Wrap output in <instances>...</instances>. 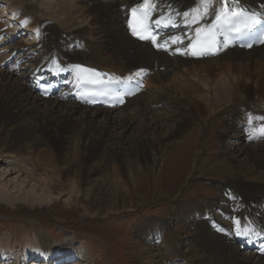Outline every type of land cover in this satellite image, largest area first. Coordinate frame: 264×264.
Wrapping results in <instances>:
<instances>
[{
	"label": "bare ground",
	"instance_id": "1",
	"mask_svg": "<svg viewBox=\"0 0 264 264\" xmlns=\"http://www.w3.org/2000/svg\"><path fill=\"white\" fill-rule=\"evenodd\" d=\"M136 1L1 0L9 5V19L18 28L37 31L35 40L20 42L15 30L0 22V39H8L0 42L1 202L35 208L53 205L56 193L65 203L76 197L116 198L135 186L144 168H161L186 128L202 118L218 124L223 154L238 167L249 171L264 154V134L259 132L264 128V45L193 60L188 44L197 29L212 24L219 0H213L215 11L196 24L186 22L183 14L191 15L201 0H156L160 19L170 20L165 27L169 35L176 28L184 34L181 43L157 53L127 33L124 15ZM242 1L254 8L264 2ZM75 64L124 77L132 73L145 81L146 89L123 108L85 107L74 98L73 77H64ZM61 66L58 85L54 71ZM40 79L56 85V98L38 95L34 86ZM253 99L258 104H247ZM250 133H255L253 138ZM33 137L40 140L37 145ZM254 174L259 177L256 169ZM251 184L223 188L217 205L204 200L180 205L171 222L196 231L187 236L192 239L187 250L182 251L172 227L171 234L166 233L165 220L146 221L137 232L147 240L142 264H189L190 254L212 264H264L254 247L264 236V184ZM14 236L23 264L35 258L33 264H73L85 256L76 251L70 233L63 242L38 234L34 244L21 229ZM154 239L152 247L149 241ZM11 243L8 232L0 234L1 260L12 257Z\"/></svg>",
	"mask_w": 264,
	"mask_h": 264
},
{
	"label": "rangeland",
	"instance_id": "2",
	"mask_svg": "<svg viewBox=\"0 0 264 264\" xmlns=\"http://www.w3.org/2000/svg\"><path fill=\"white\" fill-rule=\"evenodd\" d=\"M57 1L38 0V3L55 4ZM29 2L35 3L36 0ZM0 8L2 11L8 10L5 4ZM7 13L8 11L0 19L2 22H9ZM12 24L15 28L16 25L13 22ZM11 30L18 31L16 28L12 29V26ZM29 34H32L31 38L35 37V33ZM21 38L30 42L25 34ZM148 93L147 91L146 94ZM257 93L254 94V99L258 96ZM179 95L182 96V92ZM261 99L263 100L260 103H264V94ZM258 102L254 100L247 104ZM201 120H193L186 128L171 153L165 156L161 168H144L137 175L135 186L129 185V190L115 196L116 198L106 200L101 195L97 198L76 197L72 203H65L64 196L59 197L56 193L53 194V205L43 204L35 208L26 204L13 207L0 201V234H10V250L14 251L7 261L1 260L0 256V262L19 264L16 261L19 246L14 233L21 229L32 244L38 234L61 242L69 233L72 234L71 237L76 240L77 251L85 252V259L78 261L80 264H142L143 260L140 258L144 254L142 249L147 240L143 242L137 232L145 221L151 219L165 220L166 233L171 234L172 227V231L174 230V234L182 242V251L187 250L188 242L192 240L187 236H192L196 231L188 229L185 223L171 222L180 205L199 200L217 205L222 199L223 188L227 186L239 182L264 184V154L251 170L248 171L247 166L238 167L230 161L229 156L223 154L222 133L218 124L210 122L208 118ZM31 141L36 145L40 142L35 137ZM255 169L258 178L254 174ZM110 212L115 213L108 214ZM155 242L156 239L149 241L150 246L153 247ZM189 256V264H212L205 261L200 254Z\"/></svg>",
	"mask_w": 264,
	"mask_h": 264
},
{
	"label": "snow or ice",
	"instance_id": "3",
	"mask_svg": "<svg viewBox=\"0 0 264 264\" xmlns=\"http://www.w3.org/2000/svg\"><path fill=\"white\" fill-rule=\"evenodd\" d=\"M220 2L221 8L218 12H216L215 15L216 25H214L211 29L205 30L201 28L197 29L196 31L194 39H196L198 42L203 41V44L205 45V47L201 49L199 53L200 55L216 54L221 50V46L215 38L216 27H219L220 25H228L230 31L239 35H244L246 33L252 32L253 29L262 23V17L259 13H249L244 9L237 11L235 8L230 7L228 0H220ZM155 7L156 4L153 2V0H142V3L139 5V7L134 8L131 11L132 17L135 18V23L130 21L129 28L132 32V35L136 36L138 39H150L155 46L163 47V45L158 44L157 37L152 34L150 29V14L155 9ZM210 11H215L213 0H201L200 6L196 9H193L191 15L188 12H185L183 15L186 18V22L196 24L201 19H203L204 16H207ZM155 23L157 25L163 23L165 26H167L170 23V20L166 21L164 18H161L156 20ZM181 42L182 41L179 37L171 38V43ZM223 47H228L227 40H225ZM212 49H215V51H212ZM192 54L196 55L197 53L194 51ZM260 119L264 120V117H261ZM259 132L264 134V128L259 129ZM254 134L255 133H250L249 138H253ZM237 224H239V221H237Z\"/></svg>",
	"mask_w": 264,
	"mask_h": 264
}]
</instances>
